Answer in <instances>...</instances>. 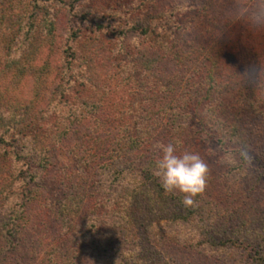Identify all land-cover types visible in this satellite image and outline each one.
<instances>
[{
	"label": "trees",
	"instance_id": "obj_1",
	"mask_svg": "<svg viewBox=\"0 0 264 264\" xmlns=\"http://www.w3.org/2000/svg\"><path fill=\"white\" fill-rule=\"evenodd\" d=\"M30 1V10L16 6L18 14L6 20L4 16L1 25V72L12 77L13 85L27 74L34 75L36 82L33 98L26 103L14 99L5 106L0 98V147H12L9 152L19 161L26 160L29 170L25 172L18 162L0 167V264H12V254L19 251L31 253L32 264H79L85 255L75 253L76 243L95 235L90 230L94 225H104L100 212L108 209L114 218L121 207L140 205L142 199L153 209L156 202L168 203L176 220L215 215L206 187L192 205L184 203L186 194L162 187L156 172L163 153L157 145L173 144L177 155L193 152L202 158L198 149L216 143L227 153L250 158L253 141L264 133V110L245 67L252 52L260 59V70L264 67V39L256 36L260 47L250 49L254 30L264 24L243 29L238 14L242 6L236 0H186L172 9L179 15L136 19L118 28L124 37L138 33L145 38L132 59L108 69L99 67L106 50L94 38L90 55L95 64L79 70L74 63L77 53L68 50L70 58L57 70L29 62L39 44L37 34L53 36L58 13L41 4L47 0ZM237 27L242 29L234 36ZM16 41L23 45H15ZM257 80L253 83L259 84L260 77ZM76 83L78 94L89 87L91 96L79 95L71 104L65 97L69 85ZM130 84L134 88L128 97L107 105L113 85ZM136 94L142 96L139 123H134ZM49 119L53 124L42 132V123ZM72 133L77 134L71 152L74 163L58 166L52 159L53 147L57 142L61 148ZM237 168L245 171L243 166ZM37 178L53 180L63 190L56 208L47 209L40 185L27 187L22 202L10 200L17 182L29 184L27 179ZM33 219L44 231L32 240L36 248L25 244ZM52 222L54 230L48 235L45 230Z\"/></svg>",
	"mask_w": 264,
	"mask_h": 264
},
{
	"label": "rangeland",
	"instance_id": "obj_2",
	"mask_svg": "<svg viewBox=\"0 0 264 264\" xmlns=\"http://www.w3.org/2000/svg\"><path fill=\"white\" fill-rule=\"evenodd\" d=\"M236 2L242 6L238 14L239 24L243 29L246 26L255 29L257 25L264 24V0H236ZM30 3V0H0V37L4 16L5 20L13 14L16 16L19 12L16 6L20 4L30 10ZM180 3L185 4L186 0L42 1L43 6L48 5L53 11L58 10L55 15L56 27L50 38L44 33L37 34L39 44L29 62L39 67L45 65L49 69L60 70L70 58L67 51L73 50L77 53L75 66H79V70L84 72L89 65L95 64L94 57L90 55V46L92 39L97 38L100 46L106 50L102 53L103 61L99 67L108 69L121 60L132 59L134 50L139 49L145 42V38L138 33H131L126 37L119 35L118 28L136 19L179 15L178 11L172 9ZM179 12L182 13L183 10ZM112 27L117 28L116 33L112 31ZM242 28L237 27L234 36L239 34L238 29ZM259 29L254 30L252 39L254 41L250 42V49L255 46L260 47L256 42V36L264 39V28ZM18 38L22 41L23 33H19ZM20 41H16L15 45H23ZM3 50L4 53L7 52V49ZM258 59L252 52L250 62L245 69L250 74V87L257 86L254 92L259 90L255 96L261 99L259 102L264 110V67L260 70L261 63ZM3 64L0 59V76L4 78L0 77V98H3L5 106L14 99L28 102L33 98L36 77L27 74L13 85L14 83L10 82L12 77L1 72ZM238 72L242 75L241 71L237 70ZM53 77L55 78V75ZM257 77H260L259 84L253 83V80L258 81ZM54 82L52 79L48 83L47 93H52ZM77 86L78 83L76 86L69 85L65 99L71 104L77 102L79 95L91 96L89 87L78 94L75 89ZM133 86V84L113 85L107 105L112 106L119 100H124ZM59 97L60 95H57L58 99ZM141 100L140 94L134 95V123H139L141 120ZM5 110L9 112V109ZM53 114L56 116V112ZM258 117L260 119V116ZM53 121L50 122L49 119L43 122L40 130L42 132L48 130ZM262 130L264 132V128ZM76 141L77 134L73 133L61 148L55 141L53 147L55 155L52 159L58 166L74 163L71 152ZM252 146L250 158L246 159L238 157L235 153L234 155L227 153L216 143L198 149L207 164L210 179L206 181L205 192L209 195L207 199L215 206V215L190 217L186 221L176 220L171 216L168 203L156 202L153 209L147 207L143 199L140 205L132 203L131 207H126L127 204L125 208L121 207L114 218L110 217V210L103 209L100 215L104 218V225L100 227L94 225L90 230L95 235H89L83 243H76L75 253L85 255L79 264H111V262H114L112 264H264V133L253 141ZM11 148L0 147V167L18 162V166H22L25 172L29 171L26 160L19 161L14 153L9 152ZM239 166L245 167L244 172L247 174L239 170L237 168ZM27 181L30 183L17 182L18 184L10 192L12 193L10 200L22 202L25 189L27 187L35 189L39 185L38 190L46 194L47 209L56 208L59 201L64 198L63 190L53 180L43 181L37 178ZM104 196L109 197L107 191ZM27 228L25 244L30 248H36L32 240L42 236L43 225L33 219ZM53 230L52 222L45 232L50 235ZM34 260L31 253L26 254L23 251L15 252L11 256L12 264H32Z\"/></svg>",
	"mask_w": 264,
	"mask_h": 264
},
{
	"label": "clouds",
	"instance_id": "obj_3",
	"mask_svg": "<svg viewBox=\"0 0 264 264\" xmlns=\"http://www.w3.org/2000/svg\"><path fill=\"white\" fill-rule=\"evenodd\" d=\"M162 158L157 162L156 175L161 178L162 187L169 192L179 190L186 194L184 203L192 205L193 198L204 192L208 168L197 153L184 152L177 155L173 144H158Z\"/></svg>",
	"mask_w": 264,
	"mask_h": 264
}]
</instances>
